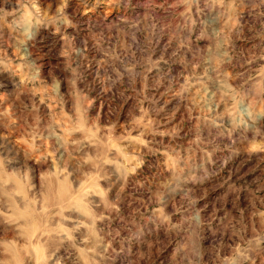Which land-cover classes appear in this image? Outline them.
<instances>
[{
    "label": "rangeland",
    "instance_id": "1",
    "mask_svg": "<svg viewBox=\"0 0 264 264\" xmlns=\"http://www.w3.org/2000/svg\"><path fill=\"white\" fill-rule=\"evenodd\" d=\"M0 264H264V0H0Z\"/></svg>",
    "mask_w": 264,
    "mask_h": 264
},
{
    "label": "bare ground",
    "instance_id": "2",
    "mask_svg": "<svg viewBox=\"0 0 264 264\" xmlns=\"http://www.w3.org/2000/svg\"><path fill=\"white\" fill-rule=\"evenodd\" d=\"M4 2V1H3ZM9 2V1H8ZM7 3V2H6ZM3 139V138H2ZM53 168V167H52Z\"/></svg>",
    "mask_w": 264,
    "mask_h": 264
}]
</instances>
